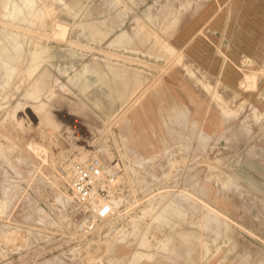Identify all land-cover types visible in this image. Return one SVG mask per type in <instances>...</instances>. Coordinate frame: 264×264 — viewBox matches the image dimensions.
Segmentation results:
<instances>
[{
    "label": "rangeland",
    "instance_id": "374dc122",
    "mask_svg": "<svg viewBox=\"0 0 264 264\" xmlns=\"http://www.w3.org/2000/svg\"><path fill=\"white\" fill-rule=\"evenodd\" d=\"M32 1L0 0V264H264V45L253 89L214 92L161 45L205 0ZM170 75L196 86L187 115ZM69 115L118 170L92 230L65 179Z\"/></svg>",
    "mask_w": 264,
    "mask_h": 264
},
{
    "label": "crops",
    "instance_id": "0c3cea01",
    "mask_svg": "<svg viewBox=\"0 0 264 264\" xmlns=\"http://www.w3.org/2000/svg\"><path fill=\"white\" fill-rule=\"evenodd\" d=\"M170 43L183 54L187 66L203 77L211 82L223 77L226 91H240L245 78V58L257 62L264 45V2L205 0L179 21ZM179 80L171 84L175 104L188 109L195 107L196 86L190 79L188 84ZM76 126L80 128L79 124Z\"/></svg>",
    "mask_w": 264,
    "mask_h": 264
},
{
    "label": "built area",
    "instance_id": "2783aa9c",
    "mask_svg": "<svg viewBox=\"0 0 264 264\" xmlns=\"http://www.w3.org/2000/svg\"><path fill=\"white\" fill-rule=\"evenodd\" d=\"M70 115L63 122L70 138L74 158L64 171L71 198L81 215V225L92 230L97 223L108 221L114 215L115 181L118 170L106 168L100 157L92 155L93 133L84 132L86 123L77 129L71 125ZM78 120L75 119L73 124Z\"/></svg>",
    "mask_w": 264,
    "mask_h": 264
},
{
    "label": "bare ground",
    "instance_id": "6f19581e",
    "mask_svg": "<svg viewBox=\"0 0 264 264\" xmlns=\"http://www.w3.org/2000/svg\"><path fill=\"white\" fill-rule=\"evenodd\" d=\"M61 1V0H60ZM26 4L29 8L30 11L33 10V1L32 0H26ZM5 6H7V4H5ZM39 10V9H38ZM57 24V23H56ZM224 30V29H223ZM227 30V29H226ZM53 32V31H52ZM221 41V40H220ZM226 42V41H225ZM220 43V42H219ZM161 45L170 53H173L176 51V49L170 44V43H166V42H163L161 43ZM219 45V44H218ZM219 49V48H217ZM40 54L41 52L36 50L32 53V62L34 63V65H32L29 69H28V72L30 75H33L37 69L39 68V65L36 64L37 60L39 59L40 57ZM225 56V55H224ZM227 60V59H226ZM244 60V59H243ZM247 62V61H246ZM226 64V63H225ZM221 69V68H220ZM186 71H187V74L190 76V78H196L198 80V82L202 83L203 87L210 90V86H208L206 83H204L202 81L201 78H198L197 75H196V72L188 67H186ZM139 76V74H137ZM136 75V79L135 80H139V77ZM178 77L176 75H170L168 77V80L165 81V87L170 91V93L172 94L171 92V84L172 83H176L178 81L177 79ZM223 77H219L218 80H217V83H216V87L213 88L214 92H216V89H217V86H223V81H222ZM255 75L253 74H245V78H244V83H243V93H247L249 89H253L255 86H256V80H255ZM66 93V92H65ZM72 96V95H71ZM212 97V96H211ZM214 97L216 98V100H220L221 98V95L219 93H215L214 94ZM257 102L261 103L260 100H257ZM264 108V105H260L254 112L255 113H260V111ZM188 111L189 109H185L184 110V113L187 115L188 114ZM210 110L207 109L206 110V115L203 119V122L201 123L200 121L196 120L195 121V126L198 127V130L203 134L205 135V131L203 130V125H204V122L207 121V117H208V114H209ZM34 115H35V112H33ZM44 113V112H43ZM46 116H47V113H46ZM85 116V115H84ZM174 116V115H173ZM39 118V117H38ZM47 118V117H46ZM97 118V117H96ZM88 119V118H87ZM33 120V119H32ZM40 120V119H39ZM41 121H39L40 123ZM61 122V121H60ZM42 123V122H41ZM88 125V123H87ZM40 126V124L38 125ZM35 127V126H34ZM36 128V127H35ZM66 129V128H65ZM153 129V128H152ZM97 130V129H96ZM158 131V130H157ZM64 132V131H63ZM50 133V132H49ZM200 133V134H201ZM41 134V133H40ZM66 135V134H65ZM100 135V134H99ZM199 135V134H198ZM223 135V134H221ZM96 137V136H95ZM194 138V137H193ZM98 139V138H97ZM191 140V139H190ZM216 140V139H215ZM69 141V140H68ZM198 141V140H197ZM70 142V141H69ZM161 143V142H160ZM70 144V143H69ZM16 145V144H15ZM71 145V144H70ZM30 149L34 150L35 152H39V151H44V149H42L40 146H37V145H34L33 143H31L30 145ZM195 147L196 144H194ZM193 148V146H192ZM202 148V147H201ZM72 149V148H71ZM195 150V148H193ZM10 150V149H9ZM201 150V149H200ZM39 154V153H38ZM94 155V154H93ZM44 156V155H43ZM135 162V161H134ZM224 172V171H223ZM216 174V173H215ZM206 176V175H205ZM218 178V177H217ZM241 178V177H240ZM221 182V180H220ZM222 184V183H221ZM220 184V185H221ZM177 193V192H176ZM66 203H69L70 202V198L67 196L66 197V200H65ZM214 209V208H213ZM227 223V222H226ZM226 225V224H225ZM145 231V230H144ZM146 232V231H145ZM143 237V236H142ZM140 241V240H138ZM144 245V244H143ZM137 250V249H136ZM135 252V251H133ZM131 259V258H130ZM129 264V263H128Z\"/></svg>",
    "mask_w": 264,
    "mask_h": 264
}]
</instances>
